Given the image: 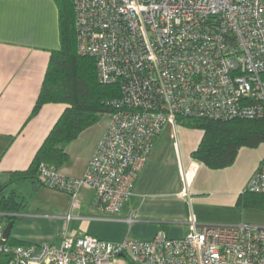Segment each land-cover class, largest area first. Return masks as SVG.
Instances as JSON below:
<instances>
[{"label":"built area","instance_id":"built-area-1","mask_svg":"<svg viewBox=\"0 0 264 264\" xmlns=\"http://www.w3.org/2000/svg\"><path fill=\"white\" fill-rule=\"evenodd\" d=\"M78 52L94 56L102 81L123 93L81 177L41 162L38 177L69 191L83 187L93 203L118 214L168 124L190 116L264 118V0H73ZM246 188L264 192V157ZM187 190L185 185L184 193ZM151 239L111 242L66 233L59 243L8 242L9 264H264V226L202 223ZM124 253V256L120 255Z\"/></svg>","mask_w":264,"mask_h":264},{"label":"crops","instance_id":"crops-1","mask_svg":"<svg viewBox=\"0 0 264 264\" xmlns=\"http://www.w3.org/2000/svg\"><path fill=\"white\" fill-rule=\"evenodd\" d=\"M60 47L58 0H0V184L21 201L17 210H0L3 228L13 221L8 242L59 243L66 233L111 242L126 236L148 240L160 229L181 237L189 214L202 223L237 221L238 196L264 157V142L241 146L230 165L211 168L192 156L204 131L182 123L166 125L157 136L118 214L97 207L90 187L81 188L74 203L69 191L32 177L15 179L12 172L28 168L67 105L49 101L32 113L52 51ZM109 119L67 144L68 159L59 166L63 174H84ZM128 261L135 262L125 257L116 264ZM0 264H6L5 257L0 256Z\"/></svg>","mask_w":264,"mask_h":264},{"label":"trees","instance_id":"trees-1","mask_svg":"<svg viewBox=\"0 0 264 264\" xmlns=\"http://www.w3.org/2000/svg\"><path fill=\"white\" fill-rule=\"evenodd\" d=\"M58 1L61 47L52 51L32 113L38 112L49 101H60L67 105L37 149L28 168L12 172L15 179L32 177L41 185L44 184L38 177L40 163L46 162L59 169L68 159L67 144L85 128L97 123L104 113L113 111L115 107L111 101L123 93L119 81L107 82L99 78L94 56L78 52L73 0ZM180 123L204 131L192 156L211 168L230 165L241 146H257L264 142V118L190 116L181 118ZM2 185L5 184H0V210H17L21 201L12 193L13 190L4 191ZM237 204L241 208L252 206L264 211V192L245 187L238 196ZM0 256L5 257V263L9 264L7 254L0 253Z\"/></svg>","mask_w":264,"mask_h":264},{"label":"rangeland","instance_id":"rangeland-1","mask_svg":"<svg viewBox=\"0 0 264 264\" xmlns=\"http://www.w3.org/2000/svg\"><path fill=\"white\" fill-rule=\"evenodd\" d=\"M111 116V112H106L101 116V119L98 122L106 121ZM235 216L237 217V223H246L254 225H264V212L259 207L247 206L244 208L236 209ZM231 223V222H230ZM129 264H142L139 261H128Z\"/></svg>","mask_w":264,"mask_h":264},{"label":"water","instance_id":"water-1","mask_svg":"<svg viewBox=\"0 0 264 264\" xmlns=\"http://www.w3.org/2000/svg\"><path fill=\"white\" fill-rule=\"evenodd\" d=\"M12 224H13V221L10 220V221L6 224V226L4 227V229H3V234H4V236H5L6 238H7V237L9 236V234H10V230H11ZM120 255L124 256V253H121Z\"/></svg>","mask_w":264,"mask_h":264}]
</instances>
